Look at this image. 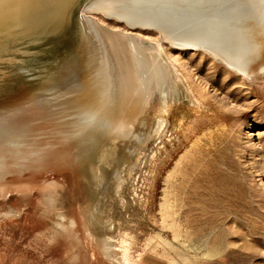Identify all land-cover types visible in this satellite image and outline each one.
<instances>
[{"label": "bare ground", "instance_id": "bare-ground-1", "mask_svg": "<svg viewBox=\"0 0 264 264\" xmlns=\"http://www.w3.org/2000/svg\"><path fill=\"white\" fill-rule=\"evenodd\" d=\"M95 14L156 31L178 49L205 51L240 76L264 73V0H0V186L6 175L29 170L101 178L102 166L117 158V140L142 142L155 90L158 116L148 137L165 123L169 97L189 95L181 94V77L153 37L122 33ZM190 170L194 180L178 189L179 209L192 217L191 248L218 259L235 240L264 238L252 223L264 202L255 186ZM45 193L52 204L54 193ZM109 239L101 241L105 254L122 262L123 237Z\"/></svg>", "mask_w": 264, "mask_h": 264}, {"label": "rangeland", "instance_id": "rangeland-1", "mask_svg": "<svg viewBox=\"0 0 264 264\" xmlns=\"http://www.w3.org/2000/svg\"><path fill=\"white\" fill-rule=\"evenodd\" d=\"M95 17L122 33L153 37L166 58H173L169 62L181 77V94L190 93L179 100L169 97L165 123L148 137L158 116L155 90L142 142L117 140V158L102 166L104 177L76 180L65 170H48L43 177L30 174L35 170L6 175L0 186V264H264V238L235 240L218 259L204 255V247L191 248L192 217L180 211L178 189L191 177L190 169L198 168L241 178L264 197V73L240 76L205 51L163 42L156 31ZM51 179L60 185L51 186ZM48 190L56 198L52 204L44 199ZM261 211L252 223L264 232V202ZM70 219L75 222L68 228ZM104 237H123L122 262L105 254Z\"/></svg>", "mask_w": 264, "mask_h": 264}]
</instances>
